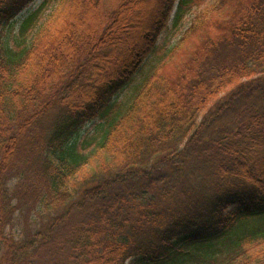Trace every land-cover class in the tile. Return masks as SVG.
<instances>
[{
  "label": "trees",
  "instance_id": "obj_1",
  "mask_svg": "<svg viewBox=\"0 0 264 264\" xmlns=\"http://www.w3.org/2000/svg\"><path fill=\"white\" fill-rule=\"evenodd\" d=\"M30 1L0 0V264H264V0H42L7 32Z\"/></svg>",
  "mask_w": 264,
  "mask_h": 264
},
{
  "label": "rangeland",
  "instance_id": "obj_2",
  "mask_svg": "<svg viewBox=\"0 0 264 264\" xmlns=\"http://www.w3.org/2000/svg\"><path fill=\"white\" fill-rule=\"evenodd\" d=\"M42 0H32L19 14L11 21V25L9 26L7 32H11V27L13 30L17 28L18 23L21 22L25 14L33 10ZM193 13L186 15L180 22L179 25L173 26L172 19L166 26L163 31L161 37H159V47L161 46V51H164L165 47L171 46L177 39L178 36L182 33V31L189 25L190 19L192 18ZM184 200V199H183ZM186 201V200H184ZM58 260L62 264H67L66 250L59 251Z\"/></svg>",
  "mask_w": 264,
  "mask_h": 264
}]
</instances>
